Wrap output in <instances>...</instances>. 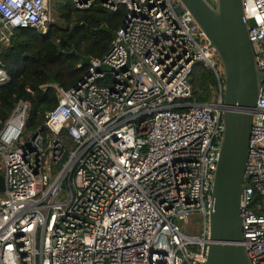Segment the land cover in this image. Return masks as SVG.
I'll use <instances>...</instances> for the list:
<instances>
[{
	"label": "built area",
	"instance_id": "built-area-1",
	"mask_svg": "<svg viewBox=\"0 0 264 264\" xmlns=\"http://www.w3.org/2000/svg\"><path fill=\"white\" fill-rule=\"evenodd\" d=\"M73 1L81 9L97 1L112 12L123 7L125 18L80 89H58L44 123L53 136L48 148L41 132L25 138L26 102L1 129L0 264H205L223 133L216 51L181 0ZM242 2L264 72V0ZM0 22L48 35L51 0H0ZM10 38L0 33V55ZM199 62L217 79L214 103L190 101ZM10 80L0 66V86ZM241 209V244L252 264H264V80ZM195 213L201 236L177 224Z\"/></svg>",
	"mask_w": 264,
	"mask_h": 264
},
{
	"label": "trees",
	"instance_id": "trees-1",
	"mask_svg": "<svg viewBox=\"0 0 264 264\" xmlns=\"http://www.w3.org/2000/svg\"><path fill=\"white\" fill-rule=\"evenodd\" d=\"M53 22L48 35L34 28H20L0 55V66L11 80L0 86V131L20 101L30 105L25 138L41 132L45 147L53 136L44 128L46 116L59 104V90H75L90 71L81 57L91 60L104 58L112 48L125 18L123 7L112 12L97 1L87 9L79 8L73 0H51ZM106 26L108 31H103ZM190 83V101L198 104L214 103L218 97V82L214 72L204 63L195 65ZM65 142L72 141L64 134Z\"/></svg>",
	"mask_w": 264,
	"mask_h": 264
},
{
	"label": "water",
	"instance_id": "water-1",
	"mask_svg": "<svg viewBox=\"0 0 264 264\" xmlns=\"http://www.w3.org/2000/svg\"><path fill=\"white\" fill-rule=\"evenodd\" d=\"M216 51L223 74V133L213 184V206L209 215L210 245L205 264H252L243 242L241 199L246 180L254 110L264 72L260 70L242 0H181ZM10 33L17 29L7 25ZM103 31H108L104 26ZM116 33L113 34L114 38ZM83 65L91 59L81 57ZM100 71H112L102 67ZM90 77L87 74L86 78ZM86 78L82 82H86ZM78 86L76 90H79ZM5 190L0 174V193Z\"/></svg>",
	"mask_w": 264,
	"mask_h": 264
},
{
	"label": "rangeland",
	"instance_id": "rangeland-1",
	"mask_svg": "<svg viewBox=\"0 0 264 264\" xmlns=\"http://www.w3.org/2000/svg\"><path fill=\"white\" fill-rule=\"evenodd\" d=\"M206 1L211 5L214 4V0H206ZM1 32H3L7 37L10 35L9 31L5 29V26L3 24L0 25V33ZM4 44L5 43H3V45ZM177 224L180 226L181 230L185 234L193 235V236H201L204 222L202 215L200 213H195L187 221H177Z\"/></svg>",
	"mask_w": 264,
	"mask_h": 264
},
{
	"label": "crops",
	"instance_id": "crops-1",
	"mask_svg": "<svg viewBox=\"0 0 264 264\" xmlns=\"http://www.w3.org/2000/svg\"><path fill=\"white\" fill-rule=\"evenodd\" d=\"M0 25H2V23L0 22Z\"/></svg>",
	"mask_w": 264,
	"mask_h": 264
}]
</instances>
